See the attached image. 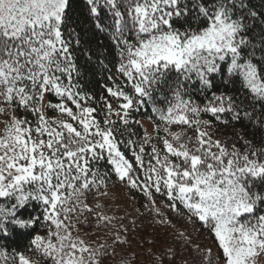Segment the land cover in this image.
Here are the masks:
<instances>
[{
    "label": "snow or ice",
    "instance_id": "obj_1",
    "mask_svg": "<svg viewBox=\"0 0 264 264\" xmlns=\"http://www.w3.org/2000/svg\"><path fill=\"white\" fill-rule=\"evenodd\" d=\"M84 4L98 30L108 27L102 16L112 19L116 71L129 85L109 77L115 108L108 100L98 108L76 79L73 0H0V240L14 232L29 237L24 250L0 247V264H104L114 245L93 246L77 227L89 222L87 214L112 224L97 211L102 204L87 202L107 186L99 161L153 206L158 193L202 222L222 250L219 261L208 250V264H257L264 256V142L229 143L210 130L214 121L242 118L228 91L237 84L252 101L243 117L264 130V14L249 0ZM257 24L258 41L250 35ZM165 88L170 98L152 107L155 136L144 130L139 141L125 138L130 111ZM33 205L39 211L25 215ZM111 239L128 242L119 234Z\"/></svg>",
    "mask_w": 264,
    "mask_h": 264
},
{
    "label": "trees",
    "instance_id": "obj_2",
    "mask_svg": "<svg viewBox=\"0 0 264 264\" xmlns=\"http://www.w3.org/2000/svg\"><path fill=\"white\" fill-rule=\"evenodd\" d=\"M250 7L258 13L264 14V0H249ZM101 20L108 27L105 31H100L95 27L94 19L89 17L84 0H73L70 29L74 28L79 34V45L74 43V53L76 63L79 66L78 80L82 92H85L95 98L96 106L102 108L104 101L108 100L116 107V101L107 95V87H115L114 81L109 77H114L121 85L129 87L126 78L122 77L117 71L119 49L115 47L111 39L112 19L110 16H102ZM260 32L259 25H254V33H250L253 39L258 41L259 36L255 33ZM70 40L75 37L69 36ZM257 57L260 56L257 51ZM240 85L228 86V91L232 92L240 104L241 119L239 121L231 120L228 124L220 122L213 123L211 134L218 139L226 142H233L239 137L251 140L257 145L264 142V130L243 117V111H251L252 101L245 92L238 91ZM170 91L164 89L160 93H153V99L144 98L142 104H137L134 110L130 111V120L128 130L124 137L139 141L145 130L142 122H150L154 127L155 123L151 119L155 114L152 112L153 104L163 106L165 101L162 96L170 98ZM194 96L200 100L202 97L199 92ZM54 99V98H46ZM260 108L256 106V115L259 116ZM32 119L31 116L28 117ZM208 118V117H205ZM138 121L139 123H135ZM155 136L154 133L150 134ZM131 156V153H128ZM96 167L100 168L101 173H108L106 179L107 186L102 187L100 192L89 194L87 202L94 205L99 202L103 205L102 211L105 215L113 217L112 224L105 226L103 222L99 225L95 221L94 214L89 215V222L77 225L80 229L79 235L93 246L107 242L113 247L108 248V255L104 264H126L131 261L132 264H156L157 258H163V264H208L209 257L205 255L211 250L212 256L219 261L221 249L218 248L214 240L213 233L209 232L206 226L198 219H190L187 210L179 201H168L167 197L154 193L155 205L148 200L142 191L132 189L126 182L111 171V165L106 161H99ZM110 192L111 189H113ZM118 192L111 199L110 193ZM110 192V193H108ZM101 193H108L106 198ZM100 197V198H99ZM175 203L176 210L169 205ZM160 209L162 215H157L155 209ZM37 206L33 205L25 211V215L38 212ZM114 225V227H113ZM42 231V229H37ZM119 234L121 239H127L125 244H115L111 239ZM29 244L27 231L24 234L17 235L15 232L10 237L0 240V247L12 250H24Z\"/></svg>",
    "mask_w": 264,
    "mask_h": 264
},
{
    "label": "rangeland",
    "instance_id": "obj_3",
    "mask_svg": "<svg viewBox=\"0 0 264 264\" xmlns=\"http://www.w3.org/2000/svg\"><path fill=\"white\" fill-rule=\"evenodd\" d=\"M142 124H143L145 130H147V133L149 135L154 133L155 127L150 122L143 121ZM4 131H5V118L3 116H0V135H3ZM112 190H114V188L111 189L110 192H112ZM110 192H108V193H110ZM118 192H123V190L117 188L116 193H110L109 195L107 193L106 195H103V197L106 198V196L108 195V198L111 199L116 194H119ZM257 264H264V256H261L257 259Z\"/></svg>",
    "mask_w": 264,
    "mask_h": 264
}]
</instances>
